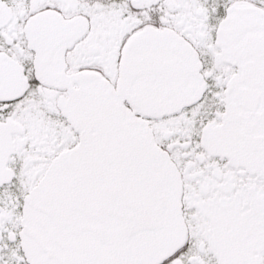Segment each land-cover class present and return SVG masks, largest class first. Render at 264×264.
Here are the masks:
<instances>
[{
  "label": "snow or ice",
  "instance_id": "obj_1",
  "mask_svg": "<svg viewBox=\"0 0 264 264\" xmlns=\"http://www.w3.org/2000/svg\"><path fill=\"white\" fill-rule=\"evenodd\" d=\"M0 264H264V0H0Z\"/></svg>",
  "mask_w": 264,
  "mask_h": 264
}]
</instances>
